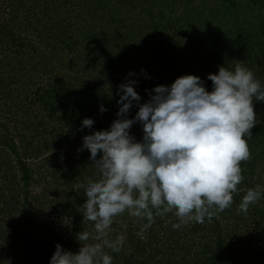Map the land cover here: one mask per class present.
Masks as SVG:
<instances>
[{
	"label": "trees",
	"instance_id": "16d2710c",
	"mask_svg": "<svg viewBox=\"0 0 264 264\" xmlns=\"http://www.w3.org/2000/svg\"><path fill=\"white\" fill-rule=\"evenodd\" d=\"M236 63L264 87V0H0V264H50L57 244L76 253L77 234H95L82 207L101 173L80 149L119 118L121 84L140 94L134 118L156 86L194 74L211 92L208 75ZM254 107L232 206L178 229L174 212L144 228L126 211L110 229L123 237L121 251L105 248L112 264H264V101ZM130 134L142 141V123ZM257 185L261 199L238 212Z\"/></svg>",
	"mask_w": 264,
	"mask_h": 264
},
{
	"label": "clouds",
	"instance_id": "9594fccd",
	"mask_svg": "<svg viewBox=\"0 0 264 264\" xmlns=\"http://www.w3.org/2000/svg\"><path fill=\"white\" fill-rule=\"evenodd\" d=\"M208 79L214 85L211 92L194 74L178 77L170 87L156 86L134 118L127 114L133 101L141 100L135 82L120 85L119 118L110 129L85 135L80 149L90 151L101 173L84 188L82 207L84 221L94 222L95 234L78 233L82 246L76 253L57 244L50 264H112L105 248L121 251L123 237L110 239V229L114 218L126 211L146 218L144 228L151 227L155 216L174 212L179 223L172 227L178 229L206 218L211 222L232 206L245 179L241 164L251 158L249 140L257 124L254 98L264 101V87L241 63L234 71L221 66ZM137 121L143 125L142 141L130 134ZM93 125L92 118L83 120L82 127ZM75 189L80 191V186ZM261 195L260 185L248 189L238 212L247 215ZM90 239L97 242L82 243Z\"/></svg>",
	"mask_w": 264,
	"mask_h": 264
},
{
	"label": "rangeland",
	"instance_id": "374dc122",
	"mask_svg": "<svg viewBox=\"0 0 264 264\" xmlns=\"http://www.w3.org/2000/svg\"><path fill=\"white\" fill-rule=\"evenodd\" d=\"M204 1L206 2V0H204ZM178 12H179V14H180V12H181V9H180V8L178 9Z\"/></svg>",
	"mask_w": 264,
	"mask_h": 264
}]
</instances>
